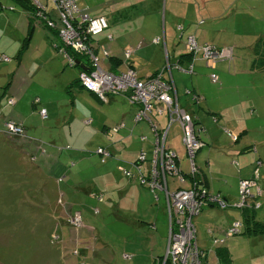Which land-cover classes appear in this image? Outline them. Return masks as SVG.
Here are the masks:
<instances>
[{
	"label": "crops",
	"instance_id": "0c3cea01",
	"mask_svg": "<svg viewBox=\"0 0 264 264\" xmlns=\"http://www.w3.org/2000/svg\"><path fill=\"white\" fill-rule=\"evenodd\" d=\"M143 1L104 0L92 8L87 6L86 8L92 16H104L109 28L110 24L127 17L122 11L134 8ZM246 1L243 4L242 0H226V3L208 0L201 10L198 6L200 0H167L170 9L164 12L161 36L152 38H159L163 43L165 59L159 60L153 69L147 71L135 69L133 56L130 63L140 79L161 71L163 78L172 82L173 96L177 103L191 115L202 142L200 149L194 155L196 177L200 186L232 203L236 199L239 179L251 177L254 161L258 159L261 162L256 182L259 190L258 193L252 190L253 198L251 197L247 210L255 220L264 222V27L262 32L256 30L259 24L264 26V0ZM99 5L103 7L99 8ZM24 18L27 25L29 20L32 21V25H41L47 30V38L52 41L54 47L60 46L54 41L56 31L47 28L41 20H36L34 17L31 20L32 13L29 14L25 10ZM200 20L204 23L200 24ZM178 24L183 26L184 34L193 35L199 44L232 47L233 58L219 60L213 66L195 60L192 73L183 71L188 66L189 60L179 58L187 51L184 34L181 35L176 31L178 35L173 36V30H177ZM238 24L243 27L240 28ZM110 30H104L91 42L95 52L102 59L101 66L108 71L116 72V69L125 68L121 62L114 66L113 61L121 58V52L137 45L142 48L145 43L141 39L135 42V45L128 44L122 51L117 52L111 47L115 38ZM108 36L111 38L109 39ZM167 37L172 39L173 49L170 52L166 50ZM178 48L179 50H176ZM102 49L108 52L109 59L102 58ZM246 50L248 52L243 56ZM3 56L5 55H0V58ZM144 62L148 63V60ZM19 63L13 64V73L18 72ZM83 63L85 62H81L80 65L83 66ZM80 65H74L77 68L75 79L78 78ZM176 65L182 69H178ZM12 71H9L11 75H13ZM173 71H176L175 78L172 75ZM211 71H215L219 77L218 83L215 84L218 89L212 87L213 84L210 82ZM29 73L24 70L21 77L16 75L13 81H10L11 76L0 70V79L5 78V84L0 88V208L8 207L21 213L12 219L0 218V223L4 224L7 221L10 225L7 230H14L2 232L0 238L13 243L24 241L25 264H63V255L77 247L72 243L73 234L68 218L79 214L83 221L82 214L76 207H84L88 203L85 198L96 205L95 195H100L102 201L99 204L117 206L122 208L123 212L136 216L133 220L125 218L123 224L128 225L130 221L135 220V230H137L135 232L139 233L141 244L136 240L127 248L125 243L120 254L121 258L130 260L132 264H158L165 254L169 228L164 197L159 193L158 199L154 200L146 187L140 186L134 178L126 179L118 169L119 164L127 166L128 162H133L140 150H144L148 155L151 153L154 135L146 126L147 123H134L133 115L136 107H127L123 115L124 119L120 121L124 123V128L112 132L110 128L118 124L117 120H114L109 124L103 123L99 131L94 133L102 139L97 146L109 149L111 157L101 162L97 155L101 166L95 165L94 169L89 163L86 167L81 165L76 170L72 169L77 162L80 163L71 160L72 153L66 152L67 158L64 162H61L60 158L63 150L71 149L70 145L59 143L54 138L52 127L44 125V120L48 117L50 120L54 117L59 118L58 115L53 116V113H56L53 103L43 96H34L30 103L34 115L29 112L21 113L18 109L20 97L24 95V86L28 83L26 80ZM86 92L99 99L95 94ZM195 94L198 95L197 100L194 99ZM114 96H109L106 101L99 100L109 103ZM36 98L39 99V105L34 104ZM11 99L13 102L9 103ZM39 107L46 109V119L39 116ZM152 119L159 131L166 129L167 124H170L164 145L176 153L178 168L182 173H187L188 159L178 123L169 122V113L163 106L160 107V112L157 110L152 112ZM40 120L43 123H40ZM8 121L20 124L25 137L7 135L3 127ZM220 122L223 123L222 128L231 131L235 135L232 137H236L237 140L232 141L224 133L218 126ZM91 123H94V120ZM45 124L50 125L46 122ZM70 126L71 123L62 134H69L71 137ZM140 136H145V140L141 141ZM93 151L89 152V155L96 157ZM148 158L149 156H147L149 161ZM235 161L238 163L236 167ZM147 166H149L147 163L143 165V173L147 170ZM178 187L187 189L189 185L187 182L179 185L169 179L170 190ZM145 198L151 200L152 208H157L156 211L148 209L144 213L138 212L139 202ZM128 200L132 204L129 208L122 204V201L126 204ZM254 202L259 203L258 208H254ZM92 209L93 213H99L98 209L97 212ZM233 220H242V213L239 210L220 209L214 205L204 207L200 214L192 219L198 248L203 253L209 251L204 248L207 240L216 238L218 234H224ZM14 225L21 229L27 227L26 231L21 235L14 233ZM196 225L202 227V238L198 235ZM89 229L95 230L93 227ZM51 235L55 236L56 242L50 240ZM127 239L128 237L124 238ZM87 248L85 245L77 247V254L72 253L75 259L71 258L66 264H78L77 256L87 258ZM91 254L92 257L99 255V261L102 263L108 261L109 255L106 258L101 251L92 248Z\"/></svg>",
	"mask_w": 264,
	"mask_h": 264
},
{
	"label": "rangeland",
	"instance_id": "374dc122",
	"mask_svg": "<svg viewBox=\"0 0 264 264\" xmlns=\"http://www.w3.org/2000/svg\"><path fill=\"white\" fill-rule=\"evenodd\" d=\"M207 1L208 0H200V4H198V6L201 10L203 4ZM215 1L216 3H226V0ZM102 2H104V0H76V5L79 10L87 12L86 6L88 8H92L96 4ZM242 2L245 4L247 1L242 0ZM243 4L241 3L239 5L242 6ZM102 7V5H99V8ZM168 9H170V5L167 4V0H144L141 4L135 6L134 8L122 11L127 17H125L124 20L110 24V27L105 30L107 31L111 29L110 32L115 38L111 47L117 50V52H120L128 44H134L141 39L144 40L146 45L138 49L132 55V61L135 69L137 70L147 71L149 69H153L159 60L165 59V55L162 42H160V44H152L150 41L155 36H161L163 23L162 18L164 16V12H168ZM33 14L34 11H32V15ZM32 17L38 20V17L35 14ZM32 26H34L33 28L31 27L32 32L28 33L29 24L27 25L25 22L24 10L20 4L14 0H0V55H5L8 59H10L7 61L3 57L0 58L2 59L0 61V70L11 76L10 81H13L16 75L21 77L23 75L22 71L24 70L30 72L26 80L28 83L24 86V95L20 97L21 100L18 104V109L21 113L27 114L29 112L34 115L30 106L31 99L34 96H43L47 100H50L53 103L56 112L53 113V116L58 115L59 118L54 117L50 120L48 117L44 120V125L52 127L54 130L53 132L55 133L54 138L58 140L59 143L62 145H66L67 143L71 148L63 150L64 152L60 156L61 162L65 161V158H67L66 152L69 151L73 155V159L71 160L80 162H77L76 166L72 169L76 170L81 165L86 167L88 163L93 169L95 168V165L99 167L101 166L98 162L99 157L97 155L99 154L94 151L92 153L96 155V157L89 155V152L101 147L97 146V144H99L102 139L94 133L99 131L103 123L109 124L114 120H117V123H119L124 119L123 115L127 111V107L135 106L129 102L128 104L126 102L127 100L123 98L124 96L119 95L114 96L109 103L101 102L93 95L87 93L84 88L80 89L78 85L73 84L76 80L77 68L75 66L72 67L68 65L67 58L63 55L60 48L63 45L61 44L57 34H55L56 36L54 37V41L58 42L60 46L54 47L52 41L47 38L46 29H44L41 25ZM238 26H240V28L243 27L239 24ZM263 27L264 26L259 24L256 30L262 32ZM176 31L177 30L175 29L173 30V36L178 35ZM171 42L172 39L167 37L166 50L169 52L173 49V44H171ZM179 48L176 50H179ZM227 51L229 52L227 49L225 54ZM247 52L248 51L246 50L243 56H245ZM106 59H109V55ZM147 60L148 63H145L144 61ZM16 62H20L18 67L19 73H13L12 71L14 68L13 64H16ZM9 71H12L13 75H11ZM112 72L115 71L112 70ZM172 75L175 78L176 71H173ZM0 80V88H2L3 84H5V78ZM212 87L217 89L219 88L215 84H213ZM170 94L173 96L174 90H171ZM159 105L160 103H157V106ZM29 110H32V112ZM171 110H173V108H171ZM169 114L172 119L176 118L174 112H169ZM149 116L150 121L153 122L152 113L149 114ZM34 117L36 119L38 118L37 116ZM85 117L91 118V122L94 120V123H90L88 125L84 124ZM144 119L145 118L143 117V120H139L138 123H147L146 126L149 128L151 133H153L151 126H149L150 123ZM45 122L50 125L45 124ZM40 123H43V121L40 120ZM69 123H71V137L69 134H62L68 129ZM218 126L222 128L223 123L220 122ZM162 132L163 131L161 130L158 132L157 136L159 138L162 137ZM105 149L107 148L105 147ZM107 150L109 151V149ZM150 151L153 152V145H151ZM110 155H112L111 152ZM150 155H152V153L149 155L146 153V156ZM186 162L189 170L188 160H186ZM146 163L148 165L150 164L147 159L141 162V169ZM126 168L130 169L134 176L133 166L129 164ZM149 169L150 166H147V170L144 173L145 175L149 172L151 173ZM183 177L185 178L184 175ZM125 178L131 179L132 177L130 178L126 176ZM253 178L256 185V178L254 176ZM138 184L146 187V189H148L152 194L154 200L158 199L157 194L160 193V195H163L168 214L167 217L169 219V209L165 192L155 186L151 187L148 184ZM249 186V184H242L241 188L245 192ZM85 200L88 203L84 207H76L82 214L83 225L81 223V226L77 231L69 225L73 234L72 243L74 247L77 246L80 248L81 245H85V248L88 247L86 253L87 258L77 256L79 261L78 264H132L130 260L122 259L120 254H122L125 243H127V248H129V244L135 243L136 240L141 244L139 233L135 232L137 231L135 230V220L130 221L128 225L126 223L123 224L125 218L133 220L136 216L123 212L124 210L117 206L109 207L108 205L104 206L102 203L99 204L97 202L96 205H93L88 199L85 198ZM122 204L127 208L132 205L129 200L126 204L122 201ZM95 206L99 209V213L92 212V208ZM148 209L156 211L157 208H152L151 200L147 198L141 199L138 205V212L144 213L148 211ZM18 215H21L19 210L16 211L15 209L8 207L0 208V218L12 219L16 218ZM172 215H174L173 211ZM86 225L95 228V230L89 229L91 227L88 228ZM196 226L198 235L202 238V227L200 225ZM9 227L10 225L7 221H5L4 224L1 222L0 235L2 232L14 231L11 229L7 230ZM26 228L27 227H25V229H21L14 225V233L21 235L22 232L26 231ZM68 237L70 238L69 232ZM125 237H128V239L124 240ZM216 239H224V241L223 243L214 246V238L207 240L204 248L209 251L204 252L202 255V258L205 261L203 264H223L221 258H225L229 261L228 263L226 262V264H264V233L249 237L243 234L233 235L231 237H226L224 234H218ZM50 240L56 242L57 239H55L54 235H51ZM94 244L97 246L95 247ZM70 245L71 241L69 242V246ZM200 246L201 245H199V247ZM77 247L74 248L72 252L68 251L63 255V264H66V262L71 258L75 259L74 255L77 254ZM92 248L103 252L106 255V258L107 255H109L108 261L102 263L99 261V255L92 257ZM220 248H226L228 250V256L223 255L220 257V253H217V249ZM72 253L74 255H72ZM25 255L26 250L23 240L19 243H13L12 241H6L5 239L0 238V264H25Z\"/></svg>",
	"mask_w": 264,
	"mask_h": 264
},
{
	"label": "built area",
	"instance_id": "2783aa9c",
	"mask_svg": "<svg viewBox=\"0 0 264 264\" xmlns=\"http://www.w3.org/2000/svg\"><path fill=\"white\" fill-rule=\"evenodd\" d=\"M34 8V13L42 23L49 29L56 31L58 38L61 41V50L67 58L68 65L75 64V58L72 55L76 54L83 59H87V70H81L78 74V81L82 88L86 91L95 94L102 101H106L109 96L121 95L127 102L136 106L133 115V122L138 123L139 120L148 121L150 123L155 139L152 142L153 152L149 156V166L151 173L145 175L141 169V162L147 159L146 152L140 150L137 158L133 162L127 164L134 168V176L130 169L125 165L119 164L118 169L126 177L134 178L140 184H148L151 187H157L163 190L167 196V204L169 209V231L166 243V250L162 260L158 264H203V251L197 246L195 228L192 222L193 217L200 214L204 207L214 205L220 209L232 207L242 210L247 207V202L251 198V190L254 188L259 190L253 179H242L238 184V199L235 203H228L218 194L207 191L204 187L198 184L196 177V166L194 163V155L201 147L202 142L198 136L195 124L191 115L179 106L174 96L170 91L174 90L172 82L162 77V72H156L143 79L137 77L136 72L131 66V55L139 48L126 49L121 57V62L125 66L123 71L112 72L104 70L101 67V57L95 52L92 46V39L108 28V21L104 16H92L90 13L83 12L78 9L76 0H28ZM177 31H183L181 25H177ZM110 39L111 36H108ZM151 43H160L159 38H154ZM185 46L189 53L193 56L201 54L208 65L213 66L219 60L231 59L232 50L226 48H214L213 45L207 43H197L195 37L191 34L185 36ZM227 51L225 54L226 50ZM68 50L70 52H68ZM71 53H73L71 55ZM108 52L102 49V58H107ZM6 60L7 56H3ZM178 69L180 67L176 65ZM192 67L185 70L190 73ZM211 82L215 83L218 80L217 74L210 73ZM197 100V97L194 96ZM12 103L13 100H9ZM156 103V104H155ZM157 103H160L157 106ZM34 104L39 105V99H34ZM169 113L174 112L176 118L172 119L170 114L169 122L176 121L180 127L182 142L188 159L189 171L182 173L177 166V155L174 151L168 149L164 145L165 133L169 127L161 130L162 137L159 138L156 123L150 121V116L154 110L160 112V107ZM173 108V110H171ZM38 114L42 119L47 118L46 109L38 108ZM91 118L85 119L84 124H90ZM125 125L119 122L117 125L110 128L112 132H116ZM3 131L7 135L25 137L24 130L20 124L13 121H8L4 124ZM202 132V130H200ZM200 132V133H201ZM141 141L145 140V136L139 137ZM104 147H99L94 150L100 157V161L104 162L110 158V152ZM93 151V152H94ZM127 165V166H128ZM185 176V178L183 177ZM255 178L257 173L254 171ZM169 179L174 180L178 184L188 183L189 188L182 189L178 187L175 190L169 189ZM250 186L244 192L241 185ZM101 196L98 200L101 201ZM259 203L254 204V208H258ZM172 211L174 215H172ZM97 212V209H95ZM69 224L77 230L81 226V217L75 214L68 218ZM242 224L238 221L232 222L224 231L226 237L241 233ZM223 239H214V244L223 243ZM126 257V256H124Z\"/></svg>",
	"mask_w": 264,
	"mask_h": 264
},
{
	"label": "trees",
	"instance_id": "16d2710c",
	"mask_svg": "<svg viewBox=\"0 0 264 264\" xmlns=\"http://www.w3.org/2000/svg\"><path fill=\"white\" fill-rule=\"evenodd\" d=\"M15 2H17L18 4H20L22 7H23V9L25 10V11H27L29 14H31L32 13V11H34V8H33V6L31 5V3L28 1V0H14ZM35 14V13H34ZM33 16V15H32ZM98 16H101V15H98ZM31 20H33V17L31 18ZM200 22V24H202V23H204V22H202V20H200L199 21ZM239 23H242V22H239ZM32 21H30L29 20V28H28V33H31L32 32ZM178 25H180V24H178ZM182 26V25H181ZM183 27V26H182ZM53 32H55L54 30H53ZM179 32V31H178ZM27 33V34H28ZM180 33V32H179ZM182 34H184V28H183V31L181 32V35ZM188 34H184L183 35V37H184V42H185V36H187ZM28 40V39H27ZM152 40V39H151ZM144 43H145V45H146V42L145 41H143ZM150 43H151V41H150ZM23 44H24V42H23ZM153 44V43H152ZM207 44H209V43H207ZM144 45V46H145ZM211 45H213V44H211ZM214 46V48H226V46H224V47H217V46H215V45H213ZM141 47H142V43H141ZM131 48V47H130ZM133 48H135V47H133ZM231 50H232V47H229ZM127 49H129V48H127ZM138 49H140V48H138ZM126 49H124L122 52H121V57H122V55H123V52L125 51ZM187 51V50H186ZM68 52H70L69 50H68ZM73 53H71V55H72ZM73 56V58H75V60H79L80 62H85V61H87V60H85V59H83L81 56H79V55H76V54H74V55H72ZM132 56V55H131ZM180 60L181 59H188L189 60V63H188V66L185 68V69H183V71H185V70H187V69H189V67L191 66L192 67V71H193V63L195 62V60H201V61H203V62H205V63H207L204 59H202L201 58V54L199 53L197 56H193V54L192 53H189L188 51H187V53L186 54H184V55H180ZM233 58V52H232V55H231V59ZM120 60V61H119ZM118 61H113V62H115L114 63V66H117V64L119 63V62H121V60L122 59H119ZM112 63V62H111ZM179 66V65H178ZM180 69H182V68H180ZM210 70H211V68H210ZM192 71L190 72V73H192ZM188 73V72H187ZM210 73H215V71H211ZM209 73V74H210ZM216 74V73H215ZM163 77V76H162ZM219 78V77H218ZM210 82H211V80H210ZM212 84H216V83H218V80H217V82H215V83H213V82H211ZM73 84H78L80 87H81V85L79 84V81H78V78L76 79V81L73 83ZM82 88V87H81ZM195 96L196 97H198V95L197 94H195ZM162 130H164V129H162ZM203 130V129H202ZM223 131H224V133L226 134V135H228V137L232 140V141H235V140H237L236 139V137H232V136H235V135H233L232 133H231V131H229V130H227V129H223ZM234 165L235 166H237L238 165V163H237V161H235L234 162ZM260 165H261V162L257 159V160H255L254 161V168H253V175H254V171H256V173H257V178H258V174H259V167H260ZM253 175L251 176V177H248V178H244V179H253ZM257 178H256V182H257ZM239 181H240V179H239ZM239 181H238V184H239ZM178 184V183H177ZM179 185H181V184H179ZM252 190H256V189H252ZM252 190H251V197H252ZM257 191V190H256ZM257 193H258V191H257ZM100 195H95V199H96V201H97V203H99V202H101L102 201V199H101V201H99L98 200V197H99ZM253 198V197H252ZM252 198H250L249 200H248V202H247V207H245V208H243L242 210H239V209H236V210H239L241 213H242V220H233L232 222H234V221H238V222H240L241 224H242V228H241V233H239V234H243V235H247L248 237L249 236H256L257 234H263L264 233V222H260V221H258V220H255L254 219V217L252 216V215H250V214H248V208H249V201L252 199ZM237 199H238V189H237V195H236V199H235V201L234 202H232V204L233 203H235L236 201H237ZM255 204V202L253 203V205ZM253 205H252V207H253ZM94 208V210L95 209H98L96 206L95 207H93ZM228 208H231V209H235V208H232V207H228ZM227 209V208H226ZM93 210V209H92ZM99 210V209H98ZM231 222V223H232ZM230 223V224H231ZM229 224V225H230ZM71 226V225H70ZM79 229V228H78ZM77 229V230H78ZM77 230H75V231H77ZM239 234H236V235H239ZM214 239H216V238H214ZM214 241V240H213ZM213 244H214V242H213ZM220 253V257H222L223 255L224 256H228V250L226 249V248H220V249H217V253ZM222 259V261H223V264H226V262L228 263L229 261L227 260V259H225V258H221Z\"/></svg>",
	"mask_w": 264,
	"mask_h": 264
},
{
	"label": "flooded vegetation",
	"instance_id": "af4514ba",
	"mask_svg": "<svg viewBox=\"0 0 264 264\" xmlns=\"http://www.w3.org/2000/svg\"><path fill=\"white\" fill-rule=\"evenodd\" d=\"M85 60H87V59H85ZM102 61V59L100 60V62ZM122 63V62H121ZM81 64V62L78 60V62H77V64H74V65H80ZM84 65L82 66V69H81V67H80V70H79V73H80V71L81 70H87L88 69V67H87V61H85V63H83ZM73 65V66H74ZM81 66V65H80ZM86 67V69H84ZM102 67V66H101ZM103 68V67H102ZM104 69V68H103ZM134 69V68H133ZM104 70H106V69H104ZM120 71H123V70H117L116 69V72H120ZM135 71V70H134ZM78 73V74H79ZM155 74V73H154ZM153 75V74H152ZM138 77V76H137ZM180 106V105H179ZM136 107V106H135ZM181 107V106H180ZM137 108V107H136ZM182 108V107H181ZM135 113V112H134Z\"/></svg>",
	"mask_w": 264,
	"mask_h": 264
},
{
	"label": "water",
	"instance_id": "95a60500",
	"mask_svg": "<svg viewBox=\"0 0 264 264\" xmlns=\"http://www.w3.org/2000/svg\"><path fill=\"white\" fill-rule=\"evenodd\" d=\"M77 62H78V60H75V64H77ZM81 67H82V65H81ZM84 69H86V67Z\"/></svg>",
	"mask_w": 264,
	"mask_h": 264
}]
</instances>
